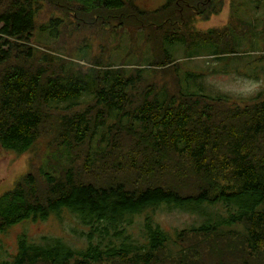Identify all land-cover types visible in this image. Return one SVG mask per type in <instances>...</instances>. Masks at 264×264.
<instances>
[{"label": "trees", "instance_id": "obj_1", "mask_svg": "<svg viewBox=\"0 0 264 264\" xmlns=\"http://www.w3.org/2000/svg\"><path fill=\"white\" fill-rule=\"evenodd\" d=\"M225 1L0 0V145L24 153L46 139L69 155L0 194V235L64 211L84 229L80 244L21 232L15 252L0 244V264H264V93H213L209 73L232 70L186 66L198 49L232 62L241 40L264 38L234 14L195 28ZM46 4L61 15L40 24ZM92 27L117 44L130 34L125 63L57 45ZM135 38L150 54L131 62ZM174 210L192 221L171 233L157 214Z\"/></svg>", "mask_w": 264, "mask_h": 264}, {"label": "rangeland", "instance_id": "obj_2", "mask_svg": "<svg viewBox=\"0 0 264 264\" xmlns=\"http://www.w3.org/2000/svg\"><path fill=\"white\" fill-rule=\"evenodd\" d=\"M166 0H135L137 5L141 8L153 10L160 7ZM236 1V3L234 2ZM233 2L225 1L218 13H213L207 18H198L195 21L196 29H209L213 26H223L227 23L229 16L234 14L236 16H242L247 19L248 28L253 29L256 27L257 31L264 34V0H234ZM55 6L46 4L39 13L38 22L44 23L47 19L54 15H61L57 12ZM90 28L86 32V40H82L77 33H73L70 30V37L65 42H59L57 45L68 47L66 51L74 53L77 48H81L84 44L88 46L86 52V60L89 61V57L99 55L104 60H110L116 64L125 63L127 60V52L130 49V45L133 44L129 37V33L124 31L128 36L124 37L121 44H117V40L113 35H107V30L104 28ZM137 33H141L138 30ZM45 40L44 37H41ZM117 41V42H116ZM136 52H132L131 57H128L129 61L134 59L137 61L139 54L149 55L146 45L141 42L140 39L135 38ZM70 44H72L70 46ZM193 49V48H192ZM186 48L178 46L176 50H172V54L176 57H181L185 53ZM241 55L240 58L233 59L232 62H228L225 59H218L208 55L206 47L198 49L201 56L193 57L186 63L187 67L195 68L204 71H222L225 69L232 70L229 73L217 72L209 73L206 77V82L211 85L213 93H222L228 95L231 99L238 101L249 100L258 93H264V59H260L258 55L264 52V38L257 39L254 43L246 40H241L239 47ZM78 52V51H76ZM258 58V59H256ZM74 59V58H72ZM134 62V61H131ZM230 63V64H229ZM153 69L158 67H152ZM239 69L246 74H240L235 72ZM256 73V77L254 74ZM212 93V94H213ZM94 146L95 142H94ZM50 155H53L51 162L55 166L66 164L67 153H63L55 150V148L47 144L46 139H39L34 145L31 151L19 153L13 149H5L0 145V194L13 187L16 180L27 171L36 170L40 165L49 163ZM157 219L159 222L167 228L171 233L174 232V228H181L187 226L192 221V216L188 213L181 211H158ZM81 226L73 215L69 212H62L61 217L50 216L46 220H28L25 222H19L12 225L5 234L0 235V244L8 249L10 252L17 250L18 236L21 232H25L26 235L33 239L38 240L43 235L60 236L72 242L80 244L78 234L83 231Z\"/></svg>", "mask_w": 264, "mask_h": 264}]
</instances>
